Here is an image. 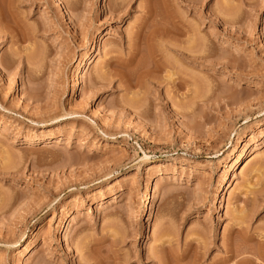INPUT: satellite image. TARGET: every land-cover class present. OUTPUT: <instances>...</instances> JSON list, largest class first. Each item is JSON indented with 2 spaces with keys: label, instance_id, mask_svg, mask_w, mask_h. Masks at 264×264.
Instances as JSON below:
<instances>
[{
  "label": "rangeland",
  "instance_id": "obj_1",
  "mask_svg": "<svg viewBox=\"0 0 264 264\" xmlns=\"http://www.w3.org/2000/svg\"><path fill=\"white\" fill-rule=\"evenodd\" d=\"M227 245L264 251V0H0V264Z\"/></svg>",
  "mask_w": 264,
  "mask_h": 264
},
{
  "label": "bare ground",
  "instance_id": "obj_2",
  "mask_svg": "<svg viewBox=\"0 0 264 264\" xmlns=\"http://www.w3.org/2000/svg\"><path fill=\"white\" fill-rule=\"evenodd\" d=\"M120 1H122V3H123V1L124 0H120ZM187 1H192V0H187ZM148 8V7H147ZM63 9V8H62ZM170 12V11H169ZM153 13V12H152ZM171 14V16L169 17V22L168 23H164V22H158V21H151L152 23H151V25L149 24V26L148 27H150V30H151V27H152V31H150V33H148L149 34V39L151 38V40H152V38L154 39H157V38H165V37H170V39H172L175 43H180L182 40H180L179 39V33L178 32H176V29H179V30H183L182 28H181V26H180V21H178V20H176V16L174 15V14H172V13H169V15ZM147 15L148 16H151V9H149L148 8V11H147ZM153 15V14H152ZM148 18H150V17H148ZM147 18V19H148ZM146 19V20H147ZM146 24V23H145ZM137 31V30H136ZM149 31V30H148ZM135 32V31H134ZM139 34H140V30L138 31V32H136L135 34H134V36L132 37V39L134 38L135 40L134 41H136L137 40V38H138V36H139ZM194 39V38H193ZM195 42V41H194ZM172 47H174L175 49H177V50H179V51H181V53H182V55H181V57L182 58H188V57H190V54H188L190 51H189V49H182V47H178L177 46V44L176 45H174V44H172L171 45ZM204 46H207V45H205V44H203V46L201 45L200 47H199V50L197 51V52H204L205 51V47ZM189 52H188V51ZM134 51V50H133ZM149 52H151V54H152V51H149ZM186 52H188V53H186ZM154 54V53H153ZM150 55V54H149ZM148 55V56H149ZM150 57H153V56H151L150 55ZM108 61H110V60H108ZM155 61V60H154ZM128 62V64H130L132 61L131 60H129V61H127ZM108 63V62H107ZM157 63H155V65H156ZM159 64H162V63H159ZM158 64V65H159ZM158 65H157V67H158ZM163 65V64H162ZM156 66H155V68L156 69H159L161 66H159V68H157ZM89 71V67H87L86 68V72H88ZM157 71V70H156ZM155 73V72H154ZM142 74V73H141ZM139 75V74H138ZM169 77V76H168ZM171 79H173L172 80V82H178V83H180V84H185V79L183 78V77H177L176 79L175 78H171ZM28 144L30 145V144H32V141H29L28 142ZM241 162H242V156H238L237 157V159H236V164L235 165H238L239 163L241 164ZM239 166V165H238ZM154 198V195L152 194V199ZM241 231V230H240ZM244 233V232H243ZM242 233V234H243ZM242 236V240H250L249 238L250 237H248V236H246V235H241ZM263 242V241H262ZM229 244V243H228ZM83 246V245H82ZM228 246V245H227ZM229 248L228 249H226L227 250V253H229V255H228V257H227V259H231L232 257H235V259L237 258V256H240V254H241V252L242 253H244V251H247V250H242L241 252H239L238 250H234L231 246H228ZM82 248V247H81ZM85 248H87V247H85ZM111 250V255L110 256H113V257H111L110 259H113V260H109L108 258H100V256L98 257H93V254H91L90 252H88L87 251V253L84 255V256H86L85 258H84V260L82 261L83 262V264H118L117 262H115V259H116V257L118 256V253H117V251H116V249H110ZM109 250V251H110ZM254 251V250H253ZM252 251V252H253ZM263 250L261 249V250H257V252L254 254V252H253V254L254 255H251V256H255L254 258L253 257H240V258H237L235 261H233L234 263L233 264H259V263H257L256 262V260H259L256 256H264V254H263V252H262ZM85 253V252H84ZM94 254H96V253H94ZM98 255V254H97ZM109 256V255H108ZM148 256H150V258H152V257H154V258H157L158 259V262L160 263V264H169V263H167L166 261L167 260H164V259H162V258H160V257H155V256H168V255H148ZM170 256V255H169ZM172 256H188V254H184V253H182V254H180V255H172ZM192 258H191V261H190V264H198L197 263V260H198V256H202V254H199V253H192ZM111 261H114V262H111ZM82 264V263H81Z\"/></svg>",
  "mask_w": 264,
  "mask_h": 264
}]
</instances>
